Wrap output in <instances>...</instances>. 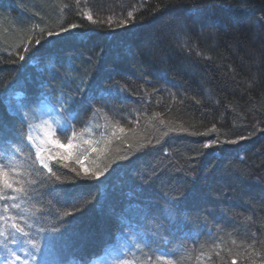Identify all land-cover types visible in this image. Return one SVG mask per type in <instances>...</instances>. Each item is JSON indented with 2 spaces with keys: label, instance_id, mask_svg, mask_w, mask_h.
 Segmentation results:
<instances>
[{
  "label": "trees",
  "instance_id": "obj_1",
  "mask_svg": "<svg viewBox=\"0 0 264 264\" xmlns=\"http://www.w3.org/2000/svg\"><path fill=\"white\" fill-rule=\"evenodd\" d=\"M261 17L264 0H0L6 134L21 127L10 94L58 108L74 97L76 127L87 124L92 138L117 122L129 129L90 158L105 170L99 179L57 168L60 190L38 196L43 211L29 229L40 244L31 264H92L133 229L179 264H264ZM177 193L179 214L169 207ZM65 211L74 212L67 223Z\"/></svg>",
  "mask_w": 264,
  "mask_h": 264
},
{
  "label": "snow or ice",
  "instance_id": "obj_2",
  "mask_svg": "<svg viewBox=\"0 0 264 264\" xmlns=\"http://www.w3.org/2000/svg\"><path fill=\"white\" fill-rule=\"evenodd\" d=\"M77 14H80L79 10ZM83 15L92 24L98 23L91 13L85 12ZM128 17H132L131 12ZM261 20H264V17H261ZM108 23L111 25V18ZM126 23L127 21L120 20L121 25ZM78 27V24H71L60 32L49 31L48 36L71 33ZM177 28L183 29L184 25L178 24ZM35 42L41 43L39 39ZM24 51L27 52L28 48L25 47ZM19 59L23 60L24 56ZM81 83L86 84L87 81ZM80 91L83 92V89ZM92 99L90 96L85 97L79 102L80 106H89L88 101ZM76 104L74 97L68 98L59 106L57 116L50 113L37 115L34 111L36 106L31 104H25L23 111L17 108L16 115L21 121V127L14 136L6 134V126L0 122V142L5 145L0 151V251L4 253L0 256V264H31V260L35 259V252L40 251V244L29 229L34 227V218H39L38 214L43 211V208L38 206V196H53L60 190L58 185L62 184L63 180L57 168L67 169L76 177L99 179L105 170L98 165L93 166L94 161L90 158L93 154L97 159L106 155L113 140H120L129 131L117 122L110 132H100L97 134L99 138H92V129L87 124L76 127L80 115L79 108L74 107ZM29 114L33 115L32 120L28 119ZM160 123L163 124L164 121L161 120ZM86 133L88 135H85ZM236 142L225 141L230 144ZM204 147H210V144H205ZM85 161H89L88 166ZM188 198L185 194L184 199ZM170 199L174 202L170 203L169 207L179 214L182 211L177 207L181 200L180 195L174 194ZM56 203L59 205L58 200ZM70 215H74V212L65 211L62 221L67 223L66 218ZM39 231L43 233L46 230ZM59 231L58 228L52 230L53 233ZM128 244L130 246L121 245L120 254L113 260V264H179V258L174 251L153 248L151 242L140 238L129 237ZM28 248L35 251L29 252ZM21 252L24 254L23 258Z\"/></svg>",
  "mask_w": 264,
  "mask_h": 264
},
{
  "label": "rangeland",
  "instance_id": "obj_3",
  "mask_svg": "<svg viewBox=\"0 0 264 264\" xmlns=\"http://www.w3.org/2000/svg\"><path fill=\"white\" fill-rule=\"evenodd\" d=\"M28 101L30 102L29 99H23V98H20V96L16 97L13 94H10L6 98L8 109L10 110L11 113L15 115H16V109L20 108L21 111H23V106L25 104H29ZM34 101H33L34 103H32L31 105L36 106V109L34 111L36 112L37 115L44 114V113H50L53 116H57L59 108L56 106L50 105L46 99L39 98V99H35ZM33 118H34L33 115L31 114L28 115L29 120H32ZM129 216H130L129 213L126 211L125 215L122 216L119 220L127 221L129 219ZM133 220L136 221V217L134 215H133ZM136 227L139 228V225H137V223H136ZM134 233L137 235L138 233L137 230L133 229L131 231L128 230V231L121 233L118 236V239L115 245L110 247L102 257L95 258L92 261V264H113V260L120 254L121 245L124 244V245L130 246L128 244V238L129 237H132L133 239L137 238L134 236ZM129 259H131V257H129Z\"/></svg>",
  "mask_w": 264,
  "mask_h": 264
},
{
  "label": "bare ground",
  "instance_id": "obj_4",
  "mask_svg": "<svg viewBox=\"0 0 264 264\" xmlns=\"http://www.w3.org/2000/svg\"><path fill=\"white\" fill-rule=\"evenodd\" d=\"M16 97H18L19 95H15ZM6 101V100H5ZM7 104V103H6Z\"/></svg>",
  "mask_w": 264,
  "mask_h": 264
}]
</instances>
